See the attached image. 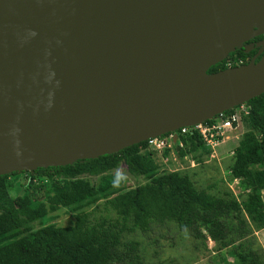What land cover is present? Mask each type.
Masks as SVG:
<instances>
[{"label":"water","instance_id":"water-1","mask_svg":"<svg viewBox=\"0 0 264 264\" xmlns=\"http://www.w3.org/2000/svg\"><path fill=\"white\" fill-rule=\"evenodd\" d=\"M259 35L264 50V0H0V175L245 104L264 93V53L208 69Z\"/></svg>","mask_w":264,"mask_h":264},{"label":"trees","instance_id":"trees-1","mask_svg":"<svg viewBox=\"0 0 264 264\" xmlns=\"http://www.w3.org/2000/svg\"><path fill=\"white\" fill-rule=\"evenodd\" d=\"M254 52L235 48L208 72L224 69L228 62L238 65L239 59L244 61ZM245 104L249 130L241 134L230 166L232 177L248 191L243 205L232 197L198 190L187 174L159 171L153 151H141L147 141L72 164L15 171L0 175V264H132L139 259L138 242L122 244L123 233L147 231L152 224L166 221L176 222L195 238H210L220 248L238 243L231 249L237 264H264L252 237L253 227L264 223V93ZM180 140L184 142L177 146L180 155L209 151L197 131L181 135ZM121 163L131 176L144 177L146 182L115 187L111 172ZM18 173L25 174L26 194L16 201L8 186L9 176ZM85 174L100 175L102 181L94 185L82 177ZM46 182L52 185L51 191L46 192ZM98 199H104L105 207L115 213L113 221L91 223L89 212L80 210ZM33 200L39 202L32 205ZM46 204L77 206L73 223L33 228L31 223L48 215Z\"/></svg>","mask_w":264,"mask_h":264},{"label":"rangeland","instance_id":"rangeland-1","mask_svg":"<svg viewBox=\"0 0 264 264\" xmlns=\"http://www.w3.org/2000/svg\"><path fill=\"white\" fill-rule=\"evenodd\" d=\"M244 105L248 107L246 104ZM246 116L247 114H242L238 128L231 131V135L218 146L212 149L205 145L209 151L198 149L180 155L178 144L166 147L163 153L153 151L152 157L160 167L159 171H178L187 174L194 181L198 190H205L216 197H232L243 205L248 191L244 188L241 180L232 177L230 166L241 134L249 130ZM181 143L184 145V142ZM141 151L149 153L150 150L145 146L141 148ZM111 174L115 177L113 179L115 187L137 186L146 182L144 177L131 176L123 163ZM24 177V173L9 176L8 190L16 201L26 194ZM82 177L94 185H99L102 181L100 175L85 174ZM45 190L46 192L52 190V185L49 182H46ZM261 192L264 200V189ZM38 202L33 200L32 205ZM46 205L48 215L31 223L33 228H39L44 224L68 226L73 223L77 206ZM80 210L89 212L91 223L113 221L116 216L112 210L105 207L104 199H98L95 204L84 205ZM203 231L206 233L205 228ZM252 237L255 239L257 251L264 260V223L261 228L253 227ZM132 240L138 242L139 255L138 261L132 264H237L231 249L238 243H235L234 246L220 248L210 238L208 240L198 239L193 237L188 230H181L174 221H166L163 224L154 223L147 231L137 229L133 232L123 233L122 244ZM6 241L7 239H4L1 242Z\"/></svg>","mask_w":264,"mask_h":264},{"label":"built area","instance_id":"built-area-1","mask_svg":"<svg viewBox=\"0 0 264 264\" xmlns=\"http://www.w3.org/2000/svg\"><path fill=\"white\" fill-rule=\"evenodd\" d=\"M227 63V67L230 66ZM243 111V113H241ZM242 114H248V107L244 104L238 105L230 110V112L219 113L210 122H202L192 126H184L179 129L165 133L164 135L156 136L147 139L146 147L150 151H157L163 153L166 147H171L172 144L183 146L180 136L183 134L197 131L206 146L215 148L224 141L226 137L231 135V131L236 130L241 121ZM174 136L176 139L173 140ZM215 151V150H212Z\"/></svg>","mask_w":264,"mask_h":264},{"label":"flooded vegetation","instance_id":"flooded-vegetation-1","mask_svg":"<svg viewBox=\"0 0 264 264\" xmlns=\"http://www.w3.org/2000/svg\"><path fill=\"white\" fill-rule=\"evenodd\" d=\"M255 37L249 39L248 41L242 42L239 46L236 47L244 51L245 46L248 45L246 46V48L249 49V51L247 52L244 51L245 53H249L255 50L254 54L252 56H247L244 61L242 59H239L238 65L249 62V60H251L253 57H255V60H258L261 57V55L264 53V50H262L263 48L262 44H260V40L263 38V35L261 36L260 39L257 40L254 39Z\"/></svg>","mask_w":264,"mask_h":264}]
</instances>
